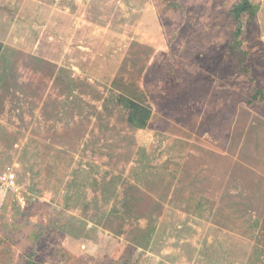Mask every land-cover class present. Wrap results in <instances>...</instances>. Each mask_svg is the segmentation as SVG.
<instances>
[{
    "label": "rangeland",
    "instance_id": "rangeland-1",
    "mask_svg": "<svg viewBox=\"0 0 264 264\" xmlns=\"http://www.w3.org/2000/svg\"><path fill=\"white\" fill-rule=\"evenodd\" d=\"M171 1L0 0V264H264V0Z\"/></svg>",
    "mask_w": 264,
    "mask_h": 264
},
{
    "label": "trees",
    "instance_id": "trees-1",
    "mask_svg": "<svg viewBox=\"0 0 264 264\" xmlns=\"http://www.w3.org/2000/svg\"><path fill=\"white\" fill-rule=\"evenodd\" d=\"M249 1L250 0H240L239 3L234 6L232 12L237 22L240 20V15L244 10L247 8H253ZM171 2V5H173L174 8L179 9L181 7L178 0H172ZM2 50L3 45L0 44V55ZM137 96L142 97V94H138ZM137 96L136 98L121 96L118 103L124 105V108L129 112V125L135 129L143 130L147 128L152 117V112L143 102H141L143 98H138Z\"/></svg>",
    "mask_w": 264,
    "mask_h": 264
},
{
    "label": "built area",
    "instance_id": "built-area-1",
    "mask_svg": "<svg viewBox=\"0 0 264 264\" xmlns=\"http://www.w3.org/2000/svg\"><path fill=\"white\" fill-rule=\"evenodd\" d=\"M18 192L17 175L14 167L8 166L0 175V209L8 195Z\"/></svg>",
    "mask_w": 264,
    "mask_h": 264
}]
</instances>
